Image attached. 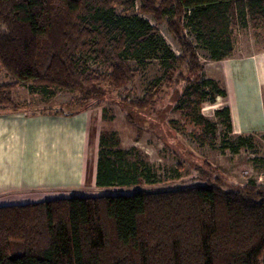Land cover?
Here are the masks:
<instances>
[{
    "label": "trees",
    "instance_id": "1",
    "mask_svg": "<svg viewBox=\"0 0 264 264\" xmlns=\"http://www.w3.org/2000/svg\"><path fill=\"white\" fill-rule=\"evenodd\" d=\"M137 8L166 23L180 55ZM248 28L264 29V0H0V67L9 78L0 84V113L20 110L17 88L46 97L72 91L75 104L100 105L135 77L129 61L156 59L168 90L151 83L142 97L121 102L152 112L172 97L192 137L213 146L217 123L201 107L226 93L206 76L188 32L210 59L222 60L236 31ZM215 115L230 134L229 109ZM254 139L225 135L221 148L238 154ZM109 141L100 139L96 188L159 178L149 162L128 161L129 151ZM0 264H264V185L249 179L233 190L207 183L2 205Z\"/></svg>",
    "mask_w": 264,
    "mask_h": 264
},
{
    "label": "rangeland",
    "instance_id": "2",
    "mask_svg": "<svg viewBox=\"0 0 264 264\" xmlns=\"http://www.w3.org/2000/svg\"><path fill=\"white\" fill-rule=\"evenodd\" d=\"M135 11L155 26L167 45L180 55L179 43L164 21L157 22L152 14L141 13L138 8ZM118 12H121V8H118ZM188 36L197 47L199 59L206 64L209 55L203 48L197 46L190 32ZM263 39L264 29L248 28L236 31L234 52L250 53L261 50L264 48ZM129 65L134 70L135 77L128 84L106 96L100 105L75 104L73 100L77 93L72 91L55 89L51 97L32 95L25 88H17L12 92V97L20 110L27 114L36 111H56L60 108L65 112L79 109L88 111L87 179L90 177L88 173L95 165L99 150L105 146L100 142L103 136L110 138V147H121L129 151L128 161L142 158L154 167L159 176L156 181L150 183L141 180L138 184L124 187H95L87 191L88 193L81 192L78 196L130 194L138 189L160 191L207 183L220 184L225 190H233L237 184H243L249 179L264 185V162L260 161L264 159L263 137H255L252 149L241 148L238 154H233L221 148L222 140L226 135L230 142H236L238 136L226 134V125L219 118L214 121L217 123V139L215 144L210 146L192 137V126L175 109L172 97L169 101L158 103L152 112L126 106L121 101L142 97L146 87L151 83H157L161 91L168 90L164 80V69L159 60L151 59L144 65L129 61ZM92 68H97V65L92 64ZM8 81V76L0 67V84ZM171 101L173 102L169 103ZM70 102L74 105H70ZM172 121H179V125L176 122L173 124Z\"/></svg>",
    "mask_w": 264,
    "mask_h": 264
},
{
    "label": "crops",
    "instance_id": "3",
    "mask_svg": "<svg viewBox=\"0 0 264 264\" xmlns=\"http://www.w3.org/2000/svg\"><path fill=\"white\" fill-rule=\"evenodd\" d=\"M234 45L228 57L206 60V76L220 81L226 94L204 102L201 112L216 122L215 112L227 107L230 135L264 138V48L235 53ZM57 111L0 113L1 205L52 200L95 189L98 156L86 178L89 113Z\"/></svg>",
    "mask_w": 264,
    "mask_h": 264
}]
</instances>
